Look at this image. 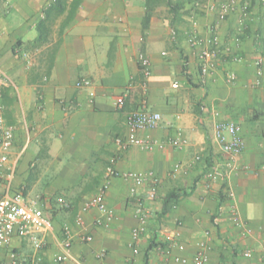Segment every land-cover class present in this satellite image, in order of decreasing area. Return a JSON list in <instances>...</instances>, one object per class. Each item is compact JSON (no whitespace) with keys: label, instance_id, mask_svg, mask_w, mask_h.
Returning <instances> with one entry per match:
<instances>
[{"label":"crops","instance_id":"0c3cea01","mask_svg":"<svg viewBox=\"0 0 264 264\" xmlns=\"http://www.w3.org/2000/svg\"><path fill=\"white\" fill-rule=\"evenodd\" d=\"M52 1L0 0V103L15 133L0 177V198L9 186L11 194H24L52 221L39 264H125L127 259L182 264L175 255L188 256L187 264H193L199 241L207 243L209 264H264V76L257 85L255 63L264 55V3L255 0L251 17L243 19L241 1L222 20L194 0H173L182 2L177 12L166 3L148 12L146 0H83L72 20L68 7L56 17L50 41L36 45L37 25ZM209 1L217 0H198ZM192 33L219 37L220 62L205 82L189 42ZM140 53L152 63L146 93L139 86L129 88L133 77L142 78ZM229 73L236 75L233 82ZM83 78L92 86L78 87ZM127 88L125 107L117 109L116 99ZM143 100L163 120L141 135L179 137L181 146L118 147L127 114L140 109ZM216 111L241 127L245 149L234 159L215 137ZM112 159L121 172H153L160 179L157 199H147L146 189L141 190L151 216L138 255L129 246L139 224L131 179H112L106 200L117 218L109 227L94 224L96 209L84 210ZM217 165L220 178L208 187V173ZM171 191L179 197L164 213L163 200ZM79 215L84 227L76 225ZM65 225L93 240L77 235L70 257L56 262ZM177 231L183 250L171 246ZM102 248L108 253L98 260ZM246 249L252 250L251 258L244 257ZM12 252L28 259L35 253L27 238L16 236L0 246V264H11Z\"/></svg>","mask_w":264,"mask_h":264},{"label":"built area","instance_id":"2783aa9c","mask_svg":"<svg viewBox=\"0 0 264 264\" xmlns=\"http://www.w3.org/2000/svg\"><path fill=\"white\" fill-rule=\"evenodd\" d=\"M8 1V0H6ZM195 4L202 7L207 12H217L218 17L222 20L227 18L229 12L243 2L242 18L248 19L251 17V12L247 9L250 0H217L209 1L207 3H200L194 0ZM264 3V0H261ZM218 7V8H217ZM191 46L197 51V58L199 63V72L201 82H205L207 77L218 68L221 49L219 45V37L217 35L201 36L197 33H192L189 39ZM236 61H241L239 56L235 57ZM139 63L142 70V78L137 79L133 77L129 85L139 86L144 93L148 89V79L152 75V63L150 58L144 53L139 54ZM256 84L260 85L264 76V55H259L256 58ZM236 79L234 73H229L227 76L228 82H233ZM78 87H91L92 80L83 78L77 81ZM128 88L116 99V108L124 109L126 104V96ZM91 101L93 102L95 92L90 93ZM215 115L218 120L215 123V137L222 145L223 151L228 154L231 159L240 156L244 149L245 143L242 135L241 127L236 121L223 120L220 118V112L216 111ZM163 115L159 111L152 110L148 107L147 101L143 100L142 107L137 110L130 111L126 119V133L117 138L116 142L120 149H125L130 145L137 146L145 151H153L156 148L162 149L168 145L175 147L181 146V139L173 138L169 140H159L141 135L142 131L156 129L161 121ZM15 138L14 128L6 123L3 106L0 103V177L3 176L4 170L9 161V154L13 146ZM201 156H197V160H201ZM108 165L104 179L97 192L84 203V210L96 209L98 215L94 220V224L99 227H109L116 220V212L106 200L107 193L111 187V182L114 177H124L131 179L133 185L130 189V196L135 204V217L139 220V224L135 226L131 232V239L129 246L133 250L134 255L140 253L139 243L142 238L148 234V221L151 216V209L145 203L141 190L146 189V197L149 200H155L158 197L160 179L153 172H121L117 170L114 165ZM177 168H179L177 166ZM248 169V166L244 167ZM221 175L220 165L214 167V170L208 173L209 183L208 187L216 182ZM229 197H234V193H229ZM221 210H223L221 208ZM231 211L236 212L235 206H231ZM86 224L82 215L76 219V225L84 227ZM238 225L242 226L241 222ZM53 229L52 221L47 218L44 211L33 204L28 203L24 194L17 192L11 194L8 192L0 198V246H7L11 243L14 237L27 238L34 250V255L31 259L21 257L15 252L11 253V264H39L43 258L41 251L44 249L46 242L43 235ZM80 236L85 242H91L93 236L91 234H76L70 225H65L63 228V237L61 241L62 252L55 255L56 262H63L71 255V248L76 236ZM182 233L177 231L171 241V246H176L184 249L185 246L181 243ZM107 249L102 248L97 251L96 258L103 260L107 256ZM246 258L252 257V250L246 249L243 251ZM174 260L187 264L190 258L185 255H175ZM193 264H209L210 257L208 254V246L205 241H199L196 245L195 252L192 258ZM125 264H136L134 260L127 259Z\"/></svg>","mask_w":264,"mask_h":264},{"label":"trees","instance_id":"16d2710c","mask_svg":"<svg viewBox=\"0 0 264 264\" xmlns=\"http://www.w3.org/2000/svg\"><path fill=\"white\" fill-rule=\"evenodd\" d=\"M82 1L83 0H73L70 5L69 0H53L44 10V17L37 25L38 36L35 41L36 45H44L45 43L49 42L56 17L63 14L68 7H71V16L69 17V21L72 20L74 18L76 9L82 3ZM258 1L262 4L261 0ZM162 3L170 4L172 6L174 5L173 7L175 12H177V10L182 7V2L180 1H176V3H173V0H146V7L148 12L153 10L154 7L161 5ZM254 4L255 0H250L249 6L247 8L249 12H251V7L255 6ZM148 20L149 14L146 17V25ZM178 197L179 193H176L175 191H171L166 195L163 200L164 213L170 210V208L177 202Z\"/></svg>","mask_w":264,"mask_h":264}]
</instances>
